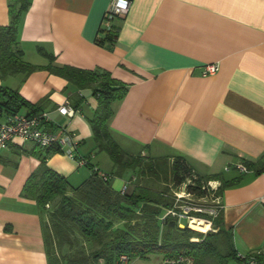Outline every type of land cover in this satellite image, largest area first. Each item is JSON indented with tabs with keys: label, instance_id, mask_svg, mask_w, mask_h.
Masks as SVG:
<instances>
[{
	"label": "crops",
	"instance_id": "1",
	"mask_svg": "<svg viewBox=\"0 0 264 264\" xmlns=\"http://www.w3.org/2000/svg\"><path fill=\"white\" fill-rule=\"evenodd\" d=\"M25 1L17 39L27 60L45 65L53 55L55 63L101 67L127 83L108 122L125 151L179 153L200 174H239L219 191L220 225L232 234L237 254L257 253L264 264V0H131L114 19V38L104 44L95 38L112 0ZM9 2L0 0V25L10 20ZM210 64L216 68L206 71ZM18 76L0 78V84L11 82L6 85L31 102L47 94L44 110L53 126L73 132L78 155L113 170L112 162L105 169L95 159L87 115L97 98L90 87L79 90L81 109L68 116L56 107L78 89L65 77L45 67L21 81ZM9 115L0 109V122ZM44 148L13 137L0 149V264H49L46 214L21 194ZM243 159L252 164L236 169L246 165ZM45 160L70 182L91 175L89 166L82 169L77 158L58 149ZM129 175H113L109 183L120 190Z\"/></svg>",
	"mask_w": 264,
	"mask_h": 264
},
{
	"label": "trees",
	"instance_id": "2",
	"mask_svg": "<svg viewBox=\"0 0 264 264\" xmlns=\"http://www.w3.org/2000/svg\"><path fill=\"white\" fill-rule=\"evenodd\" d=\"M26 6L25 0H10V20L0 25V77L45 67L78 89L69 100L74 108L83 98L79 90L90 87L97 98V106L87 115L94 147L109 155L113 170L106 172L111 176L130 171L127 188L115 189L109 183L111 177L104 179L99 174L102 169L90 161L89 155L85 156L88 160L85 164L90 167L91 175L72 184L46 164V156L57 147L44 148L40 163L27 176L21 194L35 199L46 214L43 229L49 264L111 263L120 253L130 258L150 251H158L162 257L185 253L192 257L193 264H232L231 259H240L232 234L220 225L221 207L212 218L213 229L206 231L180 225L177 216L167 212L170 208L181 210L183 200L176 201L175 189L182 184L185 191L196 197H209L212 191L217 196L222 185L234 182L239 174L229 179L221 172L200 174L179 153L145 155L125 151L112 136L108 122L113 113L112 102L125 94L127 83L101 67L55 63L53 55L45 65L24 59L17 28ZM120 15L113 13L109 24L104 25V14L95 38L97 43L104 44L106 39L114 38L117 28L114 19ZM0 94L3 96L0 109L9 114L21 106L28 107V113L44 110V98L31 102L17 89L4 84H0ZM243 161L246 166L252 164L250 160ZM209 179L220 180L215 190L208 188ZM253 255L258 260L259 254Z\"/></svg>",
	"mask_w": 264,
	"mask_h": 264
},
{
	"label": "built area",
	"instance_id": "3",
	"mask_svg": "<svg viewBox=\"0 0 264 264\" xmlns=\"http://www.w3.org/2000/svg\"><path fill=\"white\" fill-rule=\"evenodd\" d=\"M131 0H112L109 8L105 13V24H109V17L113 13L123 14L127 11ZM216 65L210 64L206 67V71H213ZM56 109L64 115L71 116L76 108L70 103L63 102L57 105ZM72 131L66 129L64 126H53L51 118L46 110H41L34 113H20L14 112L10 114L6 120L0 122V149L6 147L13 137H19L24 140H30L42 147L56 146L58 150L66 153L69 156L77 158L79 164H85L87 158L85 156H77V144L74 139ZM96 169V165H93ZM228 167H225L227 169ZM236 168L246 170L247 167L244 163H237ZM99 174L108 179L111 176L106 171L99 170ZM216 179H209L207 181L208 188L215 190L218 184L215 183ZM128 181L126 180L121 190L127 188ZM176 201L182 199L183 203L180 206L181 210L170 208L167 212L176 215L180 225L187 224L190 227L207 230L213 229L212 218L215 216L217 209L221 207L219 195H217L216 204H204L199 201L201 197H189L190 192L184 190L175 191ZM185 217V222L180 219ZM203 225V226H202ZM240 258L239 264H258V260L253 254H238ZM115 264H128L129 257L126 253H120L113 261ZM99 264H112L100 262ZM159 264H193L192 257L185 253H178L173 256H164Z\"/></svg>",
	"mask_w": 264,
	"mask_h": 264
},
{
	"label": "rangeland",
	"instance_id": "4",
	"mask_svg": "<svg viewBox=\"0 0 264 264\" xmlns=\"http://www.w3.org/2000/svg\"><path fill=\"white\" fill-rule=\"evenodd\" d=\"M23 57H24V59H26L25 56H23ZM27 61H29V60H27ZM29 62L31 63V61H29ZM28 73L29 72H27L26 74L25 73H16V74L8 75V76L10 77V76H13V75L14 76L15 75H19L17 78L21 81L23 78H25V76ZM8 76H5L3 78L0 77V78L1 79H5ZM6 84H12V83L11 82H7ZM6 84H4V85H6ZM41 98H44L42 106L45 109L48 106V104H49V97L46 94V95H43L42 97H40L39 99H41ZM39 99H37L36 101H38ZM19 109H21L22 112H26V111L29 110V108L26 107V106H21ZM95 154H97V156L95 158L96 161L102 167H104L105 169L111 168V159L109 158V155L107 154V152L105 150H100V151L97 150ZM80 166L83 169V167L88 166V165L81 164ZM79 181H80V179H78V178L71 179V182H73V183H78ZM150 184L151 185H155L156 182L155 183L150 182ZM180 189L185 191L184 184H182L179 188H177L175 190L177 191V190H180ZM189 197L197 198L196 196H194L191 193H190ZM199 201L203 202L204 204H208V203L216 204L217 203V196L215 195V191L214 192L212 191V193L209 195V197L207 196V197L200 198ZM180 220L182 222H185L186 218L183 217ZM161 258H162V255H161L160 252H158V251H150V252L146 253L144 256H132V257H130L128 264H159ZM112 264H115V262H112Z\"/></svg>",
	"mask_w": 264,
	"mask_h": 264
}]
</instances>
